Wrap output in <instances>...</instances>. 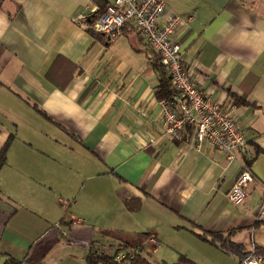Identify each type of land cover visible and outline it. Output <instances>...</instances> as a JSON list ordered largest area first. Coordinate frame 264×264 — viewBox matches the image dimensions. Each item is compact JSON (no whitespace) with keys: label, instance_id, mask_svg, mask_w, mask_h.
<instances>
[{"label":"crops","instance_id":"0c3cea01","mask_svg":"<svg viewBox=\"0 0 264 264\" xmlns=\"http://www.w3.org/2000/svg\"><path fill=\"white\" fill-rule=\"evenodd\" d=\"M98 1L0 0V152L11 140L0 264H87L97 249L115 253L118 232L150 235L143 254L158 264H238L201 236L234 230L233 243L264 248V0H167L183 18L176 40L197 87L231 109L254 151L255 181L239 205L228 193L243 159L198 146L191 130L178 140L161 129L155 54L129 25L89 31L115 0ZM58 57L65 90L47 77ZM121 189L141 200L139 212Z\"/></svg>","mask_w":264,"mask_h":264},{"label":"built area","instance_id":"2783aa9c","mask_svg":"<svg viewBox=\"0 0 264 264\" xmlns=\"http://www.w3.org/2000/svg\"><path fill=\"white\" fill-rule=\"evenodd\" d=\"M183 23L182 17L168 11L167 0H115L87 23L86 28L107 36L117 34L126 25L139 32L168 71L175 90L171 98L159 100L161 129L178 140H183L185 133L191 130L198 146L203 143L213 146L231 161L243 159V169L228 193L229 200L239 205L247 198L248 188L255 181L247 165L253 160L254 151L231 109L205 96L197 87L194 69L183 46L176 40ZM259 219L264 220V200ZM150 241L159 245L154 236ZM95 253L103 255L105 251L97 249ZM134 256L135 251L125 250L116 257L123 264H129ZM242 264H264V258L251 256Z\"/></svg>","mask_w":264,"mask_h":264},{"label":"trees","instance_id":"16d2710c","mask_svg":"<svg viewBox=\"0 0 264 264\" xmlns=\"http://www.w3.org/2000/svg\"><path fill=\"white\" fill-rule=\"evenodd\" d=\"M98 3L100 1L96 0ZM104 9H99V12L96 14V17L101 14ZM61 57H58L54 64L52 65L50 71L47 74L48 79H50L53 83L56 84V86L60 89H66V87L69 85V81L64 82V84H59L56 82V80H61V75H59V72L61 71L63 67L61 66ZM65 61V60H64ZM154 68L158 73L159 76V85L156 88V98L158 100L162 99H169L175 94V90L173 88V83L171 80V77L166 70V68L163 66L161 63V60L158 59L157 56H155L154 60ZM71 72V79L73 76V73L77 71V67L75 65H70L69 69ZM64 89V90H65ZM235 104V102H234ZM239 105H245V102L241 103L238 102L237 104ZM10 141L8 140L7 143L4 145L0 152V171L2 168L5 166L6 161H7V154H8V149L10 145ZM251 162L249 164L251 165ZM119 195L126 207V209L131 212H139L142 208V202L139 198L130 196L128 194V191H125L121 189L119 191ZM264 222V221H263ZM231 232V233H229ZM227 235L225 233H211L206 236H201L204 240H206L208 243H210L212 246L222 250L223 252L227 254H232L238 259V264H242L248 257H263L264 258V248L260 246H254L253 248L251 247L250 250L246 248V246L242 244H236L232 242V235L234 234L233 231H229ZM111 236L120 243L117 248L115 253L113 254H103V255H97L95 251H93V254L89 256L87 264H123V261H118L117 260V255L125 250H133L135 251V256L132 260H130L129 264H154L152 263L148 257L144 256L143 254V244L147 242L149 239L148 234L144 233H134V234H125L122 232L118 233H111ZM7 264H18L13 261H9ZM160 264H167V263H160ZM174 264H195L193 261L188 259L186 256H180L178 261Z\"/></svg>","mask_w":264,"mask_h":264},{"label":"rangeland","instance_id":"374dc122","mask_svg":"<svg viewBox=\"0 0 264 264\" xmlns=\"http://www.w3.org/2000/svg\"><path fill=\"white\" fill-rule=\"evenodd\" d=\"M110 244H111V240H108V242L107 243H105V248H108V247H110ZM149 253L151 254V251H150V249H149V251H145V255L149 258V260L152 262V263H154V264H158V262L160 261L159 260V257H156L155 255H149ZM263 258V257H262ZM173 260H175V259H172L171 261H173ZM171 261H169V262H171Z\"/></svg>","mask_w":264,"mask_h":264}]
</instances>
